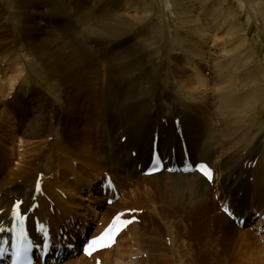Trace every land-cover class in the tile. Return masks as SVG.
Here are the masks:
<instances>
[{"label":"bare ground","instance_id":"1","mask_svg":"<svg viewBox=\"0 0 264 264\" xmlns=\"http://www.w3.org/2000/svg\"><path fill=\"white\" fill-rule=\"evenodd\" d=\"M72 1L68 5L63 0H20L26 8L25 34L36 44L38 59L47 66L46 76L55 79L58 87L55 96L49 91V84L21 86L18 80L25 78V70L18 56L19 50L16 48L11 54H5L3 48L7 43L1 40L7 37L0 34V227L10 225L11 208L18 200L23 201L25 211L38 201V207L30 212L31 232L35 230L34 217L37 216L39 221L50 226L57 245L55 253L48 256L45 264H95L93 259L98 258V253L92 257L81 254L76 258L66 245L72 241L77 245L79 239L88 234L91 225L83 215L95 220V213L101 211H81L79 215L83 218L75 216L73 221L63 220L56 213L62 207L65 208L64 214L72 218L76 210L88 209L89 205L77 200L85 191L80 178L88 180L90 199L101 204L104 190L99 177L102 175L101 179H105L107 174L114 179L115 191H122L128 180L139 179L137 189L142 191L144 188L141 193L146 200L165 201L171 211H168L169 215L187 209L190 212L187 215L190 219L188 230L201 227L208 219L211 183L198 172H175L166 180L163 177L165 171L151 176L143 174L144 166L151 158L155 133L160 136L158 148L170 159H183L182 141H185L186 150L194 162L202 160L212 164L216 172L213 183L221 188L219 199L228 203L239 219L245 218V202L250 197L247 183L249 179L260 176L261 170L253 169L252 174L245 168V161H249L250 156L238 158L239 152L234 151L228 155L217 127H229L232 130L228 129L227 134L235 132L239 135L236 141H248L254 125L250 124L247 114L264 97V85L247 88L256 77L248 80V71L236 70L228 76L224 74V79L232 78L230 83H226L227 93L216 98V89L212 85L210 91L199 93L198 89L210 78L213 81L214 76L203 75L205 69L198 60H195L197 64L192 66L191 73L184 63H180L183 62L180 58H176L178 65L175 70L171 69L163 54H149L141 48L143 44L151 48L157 44L153 38L150 40L144 35L143 41L130 36L119 38L132 33L135 26L122 13L106 14L107 11L100 8L95 14L93 8L86 5V0ZM61 4H65L61 7V15L67 20L55 27V20L60 18L56 6ZM86 34L91 36L87 38ZM17 40L18 37L13 36L11 43H17ZM179 41L182 42L181 39ZM211 72L214 73L212 68ZM170 73L174 76L172 79L189 93L187 99L165 89ZM215 79L213 85L221 77ZM242 83L243 89L236 91L234 86ZM55 85L50 88L55 89ZM173 99L178 102L174 104L172 113L167 115L165 103ZM218 112L225 113V117L217 123L214 119L220 118ZM123 137L125 140H121ZM17 141L19 150L11 145ZM254 148H257V142ZM216 157L222 158L219 164L212 162ZM233 159L244 164L232 170L226 164ZM42 163L43 167L40 166ZM233 174L237 176L235 187L230 185ZM147 180L150 182L141 184ZM263 182H259L256 191L253 190L254 198L264 195ZM38 183H41V188H38ZM115 191L112 190L110 196L115 195ZM14 195L19 199L14 200ZM259 210L260 207L257 208ZM102 214L107 216L105 212ZM155 214L152 213L153 218ZM261 214L264 217V212ZM232 222L236 224V221ZM138 225L139 220L129 225L127 230H137ZM76 226L79 237L68 236L64 241L62 236L59 237L61 229L66 234V227ZM168 226L179 232L182 230L179 223L172 222ZM97 228V231L101 228L100 224ZM138 230L141 231V225ZM140 238L143 241L144 238ZM120 239L118 236L116 244ZM136 245V250H132ZM141 247L137 240L131 244L129 264H172L165 261L159 245H155L152 251L148 250L147 258L139 256ZM184 254L183 264L216 258L204 248L191 251L184 248ZM104 259L102 264H120L108 254Z\"/></svg>","mask_w":264,"mask_h":264},{"label":"rangeland","instance_id":"2","mask_svg":"<svg viewBox=\"0 0 264 264\" xmlns=\"http://www.w3.org/2000/svg\"><path fill=\"white\" fill-rule=\"evenodd\" d=\"M63 1L67 2L68 5L73 3L72 0ZM85 2L86 5H90L93 8L92 11L95 14L99 12L100 8H103V10L107 11L106 14L110 13L111 15H115L116 13H122L124 17L133 21V24H135L133 32L127 33L129 35L124 34V36L119 38L122 39L130 36L140 41H143L145 37L150 40L153 38V40L158 41L157 44L152 46L153 49L146 44H143V46L140 45L141 48H144L146 50L145 52L149 54H163L167 65L171 69L173 68L175 70V66L178 65L175 62L176 58H180L183 61L180 63H184L190 70L189 73H191L193 70L192 66L197 64L195 60H198V64L200 63L199 65L205 69V74L203 72V75L207 77L210 75L214 76L212 78L214 80H216V77H221V79L215 82V85H213L214 80L212 81L210 78V82L208 81L198 89L199 93L210 91L212 86L216 89V98L224 94V92L227 93L228 88L226 87V83H230L232 78L226 77L224 79V74L227 73L228 76L236 70L237 72H250H246L247 75L250 74V77H246L248 80L256 77L254 81L251 80L248 83L247 88L250 89L255 86L264 85V0H86ZM62 6H65V4L56 6L59 8H56V12L60 18L57 17L58 19L55 20V27L61 26L64 22L66 23L67 18L61 15L63 12V9L61 10ZM25 12L26 8H23L20 0H0V34H3V36L6 35L7 37L1 40L3 43H7L3 51L5 54H11L16 48L19 50L18 56L25 70V78H19L18 82L21 83L23 88L27 87V85L42 87V85L49 84V91L54 93L53 96H55V91L58 90V87L55 85V79H50L46 76L48 73L46 71L47 66L38 59L39 56L35 49L36 47H34L36 44L34 41L31 42L30 37L25 34L24 28L27 21ZM141 20L143 21L140 22ZM13 36L18 37L17 43L14 42L16 44L11 43ZM84 36L88 38L91 35L86 34ZM180 39L182 42L179 41ZM211 68L214 73L211 72ZM257 76L259 77L257 78ZM172 77L174 76L170 73L166 79L165 89L177 93L181 99L183 97L187 99L189 93L180 86V83L175 82L176 80L174 78L172 79ZM53 85H55V89L50 88ZM243 87V83L242 85L234 86L236 91L239 89L242 90ZM26 96L28 97V95ZM172 101H166L165 103L167 115L172 113L174 104L176 105L178 102L175 103L176 99ZM51 105H55V102H51ZM219 115L220 118L214 119V122L218 123L219 119L222 118L224 120L225 113H220ZM247 116L250 119V124L254 125V127L250 133L249 140L244 139L242 141L244 144L236 141L240 138L237 133L236 135L234 134L235 132L227 134L229 127L224 128L220 125L217 127L226 148L225 152L227 154L229 153L228 155L239 152L238 158L241 156L251 157H249V161H245V164L241 163V161H236L238 158L236 160H230L228 162L229 164H226L227 167L229 166L233 170L236 166H242L244 164L245 168L252 171V174L253 169L261 170L260 176H252L253 178L249 179L247 183L250 197L245 202L247 206L245 212L247 213L245 214L244 212L245 221L242 225L239 226L238 223L234 224L232 222L233 219H229L230 217L228 216V218L224 214L221 209L222 200L219 199L221 196V188L219 186L216 187L214 183H211V202L208 205L209 213L207 223H202L201 227L193 231L188 230L187 227L190 222V219L187 218V215L190 214L189 210L185 209L186 211L181 210L169 215L168 211H171L167 209V203L165 201H158V199L146 200L142 196L141 192L144 188L142 191L137 189L139 179L133 182L128 180L129 182H126V187L121 191L122 197L114 205H109L104 199L101 200V204L98 202L94 203V199L91 200L92 194L89 197L90 195L87 190L88 180L80 178L85 186V191L82 192L81 199L77 198V200L89 205L88 209L76 210L72 218L64 214L65 208L62 207L60 208L61 211L59 210L56 214L63 220L69 219L72 221L73 219L76 220L75 216L84 217V220L91 225L90 234H92L95 232V228L99 224L104 223L105 220L107 221L115 211L131 208L139 210L138 214L141 215V218L139 217L141 231L138 230L140 226L138 225L137 230L129 229L121 233L123 235H119V239L121 238L119 244L97 254L102 261L105 260V254H108L112 258H116L120 264H129L130 254L128 251L131 244L137 240L142 246L141 250H139L140 257L147 258L150 252L148 250L152 251L155 245H159L162 247L165 261L167 263L169 261L172 264H183L185 256L184 248L188 251L204 248L208 252L216 255L215 259L210 258L208 255L207 257L209 258H202L199 263L197 261L195 264H264V230H259V227L264 229V217L261 214L264 212V195L255 198L252 196L254 195L253 192L259 188V182L264 181V97H262V100L255 107H252V111ZM6 128L9 129L8 127ZM256 142L257 148H254ZM233 143L237 144L234 146ZM11 145L15 146L17 150L20 148L18 141L16 144L15 142H11ZM221 161V157H216L212 162L219 164ZM40 166L43 167V163ZM169 174L171 173L166 171L163 173L165 180ZM101 176L99 177V183H101ZM232 176L230 185L233 184L235 187L237 176L235 174ZM147 182L150 181H142L141 184H146ZM98 186L100 187V184ZM97 190L99 191V189ZM13 198L14 200L19 199L17 195H14ZM85 198L87 199L83 200ZM259 207L260 210L257 211ZM95 209L101 211V213H95V220L89 219L86 215H83V217L79 215L81 211L92 213ZM104 212L107 213L105 217L102 214ZM153 212H156L153 215L154 218L152 217ZM184 212L185 214H183ZM258 212L259 215L256 217ZM182 218L183 220H181ZM172 222L173 224H180L179 228L180 230L182 229L181 232L176 228L168 226ZM65 233L71 238L75 236L79 237L77 226L74 228L66 227ZM141 236L144 238L143 241L141 238L139 240ZM71 243L75 244L73 241ZM78 247L76 256L80 257L82 256L80 255L82 244L80 243ZM136 248L137 245L133 246L132 250H136ZM153 252L156 253L157 251L154 250ZM95 260L93 259L94 263Z\"/></svg>","mask_w":264,"mask_h":264},{"label":"snow or ice","instance_id":"3","mask_svg":"<svg viewBox=\"0 0 264 264\" xmlns=\"http://www.w3.org/2000/svg\"><path fill=\"white\" fill-rule=\"evenodd\" d=\"M162 168V162L157 164L155 168L152 169L153 172L160 171ZM168 171H171V169H168ZM185 171L190 172H198L203 177L206 178L207 181L211 182L214 178V173L212 168H210L207 164H200L197 163L195 167L193 168H185ZM23 202L17 203L15 205L16 211L13 212V216L18 221H23L25 217H23L20 213V209ZM129 214L132 215V219H122V217L125 215L124 213L118 214L114 220L113 223L109 226V228L101 234L99 237H96L94 239H91L86 243L85 251L86 253L91 256L93 252L102 249V248H108L111 247L116 243V237L119 235V233L124 229L127 228L129 225L136 223L135 215L133 214V210H129ZM2 231V229H0ZM43 231V229H41ZM47 239V235L44 237ZM16 251L14 253L16 260L15 264H32V260L29 257V252L34 245L29 239L27 234L23 229H21L17 235H16Z\"/></svg>","mask_w":264,"mask_h":264}]
</instances>
